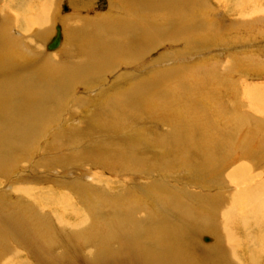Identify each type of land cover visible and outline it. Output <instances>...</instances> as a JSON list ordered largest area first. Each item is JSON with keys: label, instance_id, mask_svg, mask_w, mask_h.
<instances>
[{"label": "bare ground", "instance_id": "1", "mask_svg": "<svg viewBox=\"0 0 264 264\" xmlns=\"http://www.w3.org/2000/svg\"><path fill=\"white\" fill-rule=\"evenodd\" d=\"M72 1L77 3L78 8L87 9L85 5L84 7L80 6V3L84 4V1L80 3L77 0ZM60 2L61 0H9V7L0 12V180L2 179L6 183L12 180L13 174L14 176L17 175L14 179L15 182L12 183L14 180L10 182L18 194L16 199L5 201L1 199L0 195V264H30L31 259L36 264H40L45 260L44 256L46 258H49V255L56 257L57 253L54 254L55 250V252H62V255H60L62 259L69 258V260L73 261L70 257L73 248L79 249L82 241L87 243L83 246L87 248L85 251L89 253L88 261L90 259L91 264H245L242 256H246L248 264H264V178L257 182L255 174L251 172L252 169L242 166L232 173L235 174L234 176L239 182L237 191L227 196L224 195L225 198L218 195L213 196L212 199L207 195L203 197L197 196L195 200L199 202L191 207L190 204L183 203L166 192V198L172 201L170 207L160 206V209L153 210L152 214H140L139 210L133 213V208L128 207L127 209L125 207V204L134 206L133 203L140 199V195L133 192L131 194L130 191L127 194L126 191H122L118 194L123 207V209H118L121 213V218L120 216L111 217L108 215L109 219L104 222L102 219L98 220L97 218L102 216L101 213H104L101 212L104 210L101 206L105 202L98 201V197L92 196L91 193L93 191L107 193L106 187L101 184V180L99 182L93 178L94 175L96 177L97 173L92 168V170H87L85 174V177H92V183H88L86 185L88 187H82L81 190L75 185L71 189L74 194L84 192L88 196V198L85 196V198L81 197L83 203L80 204L85 207V211H83V216H81V223L78 221L80 230L71 231V229L67 231L66 228L68 227L64 228L66 223L62 224L64 221L62 222L61 220L58 221L62 225L60 226L59 224V230L54 229L48 222L46 223V219L44 220L42 217L44 212H41L42 208L40 209L41 201L39 198L41 195H39L38 191L42 184L41 175L36 169L34 160L39 148L40 138L43 137L42 135L47 130V123L54 121L57 110L61 107V104L63 105L71 86L77 82L86 83L94 77L102 75L104 71L112 67L111 65L117 59L121 62H127L129 57L130 60L131 57L135 59L138 53L135 52L140 51L139 48H133L137 47V45H134L139 42L137 41L138 34L145 36L142 39L147 43V40L153 37L152 35H157L149 26L153 27L158 25L160 21L163 22V20H159L160 18L168 17L167 20H173L179 27H189V24L186 25L185 23L189 19L186 16L189 12L186 13L185 8L190 6L192 0H110L111 9L115 13L110 10L111 13L98 14L97 17L92 18L86 16L79 18L80 15L75 16L76 12L72 13V16L63 15L60 11ZM234 3V7L241 9L240 12L245 13L246 10L244 11V9L246 8H250L252 11L251 14L248 13L247 15L249 20L245 22L246 24H240L236 21L231 24L234 26L233 28L236 30L240 29L243 35L246 32L251 34V31L254 34V31L257 30L261 31L260 34H262L260 36L264 35V32L257 28V26H260L259 23L263 24L264 0H235ZM11 6L14 7L16 13H14L15 10ZM168 7L170 9L167 10L166 15L161 13L160 16L158 15L157 11H163ZM192 7L196 8L194 6L190 8ZM190 11L192 12V10ZM202 11L200 14H204L202 18L206 19L205 22L199 21L195 26L191 25L189 28H181V32L177 30L179 32L177 37L190 39V37L194 36L196 40L202 41H213L214 39L215 43V40H220L224 36L223 32L225 33V31H222V26L217 27L215 24H211L215 19L212 18V15H214L213 10L206 9ZM139 12L142 13L139 14ZM200 14L195 15L202 16ZM77 19L79 20L78 22ZM57 21H61L64 24V33L67 37L69 35V38L72 36L73 40L76 39L72 46L60 48L62 50L60 51L61 53H58V56L63 61H57L56 57H54L57 53L53 54V51L57 50L60 45L51 50L48 47L46 48L47 41L52 39V30L55 29ZM17 23L26 29V39L30 42V45L32 44L33 48H24V44L27 42L14 38L16 36L14 28ZM77 23H79L78 27H75ZM147 26L148 29H145ZM16 27L19 26L16 25ZM204 38L206 39L204 40ZM75 44L76 47L74 46ZM44 46L47 49L46 51H44ZM41 47H43V51ZM75 48L78 53L75 52ZM36 49H40L43 54ZM158 82H161V80L159 79L155 83L158 84ZM155 83L150 78L141 83L137 82L129 88L120 89L117 91L119 93L106 103L102 112L103 116L112 121H120V117L131 119L136 117L140 110L151 109L153 105L151 88L152 84ZM251 95L252 101L264 107V89L256 88ZM170 99L168 100L170 101ZM202 104L204 103L199 101V105H195V108L193 107L195 109V111L192 110L194 111L193 114L190 110L188 111L190 117L197 119L196 122L213 123L214 121H207L209 113L206 115L205 104ZM172 109L170 108L169 111ZM195 113L196 115L193 117L192 115ZM233 121L234 128L229 129L225 134L214 132L213 126L215 123H205L202 126L203 129L198 130L197 133L193 132L194 138L192 136L189 138L190 136H188L187 132L191 128L184 125L186 132L175 130L176 134L174 139H171V146L177 145L173 144L174 142H179V144L188 142L189 138L190 142H194L192 140L197 141L193 143V146H189L191 148L197 147L199 149V146L202 147L207 144L208 147H216L214 149L215 154L218 155L217 157H213V151L206 150L210 153L206 157L207 161L204 157L205 155L198 161L196 159L199 157L198 155V157L194 158L196 159L195 163L188 162L190 165L188 169L190 170L191 168V171H194L197 177L205 176L212 172L218 173L226 163L238 158H235L236 153L234 152H238L239 144L247 145L248 141L242 140H245L248 135L256 139L259 144L264 139V129H260L257 126L243 129L239 125L243 122L236 116ZM177 132H179V135ZM210 133L212 137L208 135ZM233 143L237 144L233 145ZM231 145L237 146V148L235 149ZM250 145L249 143L246 147L250 148ZM240 146H242L240 149L245 147L244 145ZM248 148L242 151L245 153ZM117 159L119 160V158ZM168 160L170 162L171 158H167L164 161L167 162ZM29 162L34 163L33 168L29 169L26 166ZM198 165L199 168L196 169ZM159 192L164 195L161 189ZM47 198L52 201L53 197L51 199L50 197ZM63 199L60 204L66 206L65 204L68 200L64 204L62 203L65 201ZM75 201L77 203L79 200ZM67 206L71 207L68 204ZM96 211L101 212H99V216ZM162 211H165L164 214ZM47 215L48 213L45 216ZM217 215L223 216L222 226L219 225L220 227H217L223 229L222 233L220 230L215 231L214 218ZM50 216L47 217L53 220ZM236 220H238V223L240 221L241 228L239 230L241 235L238 234L239 236L235 234L233 227L231 228L233 221L235 223L237 222ZM224 225L229 229H226L227 227L225 228ZM55 226L58 225L56 224ZM202 231H209L218 236L215 238L214 244L203 246L200 243V233ZM71 232H75V234L71 236ZM59 233H61L63 238L60 237ZM74 235L85 239L81 242H79L80 239L75 241ZM71 238L73 239L72 242ZM65 239L66 241H64ZM243 244H245V248L241 254ZM22 252L27 253L30 261H28L29 258L27 256H25L26 258H21L20 254ZM62 259L60 260L62 261ZM66 263L69 264L70 261Z\"/></svg>", "mask_w": 264, "mask_h": 264}, {"label": "rangeland", "instance_id": "2", "mask_svg": "<svg viewBox=\"0 0 264 264\" xmlns=\"http://www.w3.org/2000/svg\"><path fill=\"white\" fill-rule=\"evenodd\" d=\"M8 1L9 0H0V12L9 7ZM77 1H79L78 3L84 1V4L80 3V6L82 5L84 7L85 5L87 9L78 8L77 3H74L72 0H61L60 11L62 14L72 16L71 14L76 12L75 16L80 15L79 18L85 16L92 18L97 17L98 14L111 13L110 10H112L110 0ZM234 1L235 0H192L190 6L185 8V12H189V15H186L189 19L185 22L186 25L189 24V27L191 25H197L199 21L205 22L206 19L202 18L204 14H200L203 12L202 10H213L214 15H212V18L215 19L211 24H215L217 27L222 26V31H225V33L223 32L224 36L220 40H215V43L214 39L213 41H202L196 40L194 36L190 37V39L179 38L177 34L181 32V28L187 26L179 27L173 20H167L168 17L164 19L160 18L159 20H163V22L160 21L158 25H154L153 27L149 26V28L151 27L153 32L157 34L152 35L154 38L152 37L147 40L148 42L146 43V41L142 39L145 36L138 34L139 37L138 40H136L139 41V46L136 43L134 46L137 45V47L133 48H139L140 51L135 52H138L135 59L131 57V61L129 57L127 58V62H121L117 59L111 65V69L109 68V70L104 71L102 75L94 77L95 79L93 78L86 83L77 82L71 86L63 105L61 104V107L57 110L53 119L54 121H50L49 124L47 123V130L42 135L43 137L40 138L41 140L36 155L37 158L35 157L34 160L36 169H38L41 175L40 179L42 184L38 191L39 195H41L39 198L41 201L40 209L42 208L41 212H44L42 217L44 220L46 219V223L48 222L54 229H58L60 224L58 221L61 220L62 222L64 221L62 224L66 223L64 228L68 227L66 228L67 231L71 229V231H78L81 223L80 220H82L81 216H83V211H85V207L80 204L83 203L81 197L88 198V196L84 192L81 194L78 193L79 195L74 194L71 189L74 185L78 186L79 190H81L82 187H88L86 185L92 183V177H85V174L87 170H92V168L94 172L97 173L96 177L94 175L93 178L95 180L97 179L99 182L102 181L101 184L106 187L107 193H100V191L95 192L93 190L91 193L92 196L98 197V201H104V204H106L101 206L104 208L101 212L104 213L99 211L102 216L104 215L103 217L106 220L102 216H99L100 213L96 211L97 214L99 213L97 219H102L103 222L107 221L109 216H120L121 213L119 210L121 208L123 209V207L121 198L118 194L122 191H126L127 194H129L128 191H130L131 194L133 192L140 195V199L133 203L134 206L131 204L124 205L127 209L128 207L131 209L133 208V213L139 210L140 214H152L153 210L160 209V206H167L166 208H168L172 204V201L166 198V192L178 198L183 203L190 204L191 207L199 202L195 200L197 196L203 197L207 195L212 199L213 196L218 195L225 198L228 194L237 191L239 182L236 180L235 174L232 173L241 166L248 169L251 168V172L255 174L256 177H254L257 182L261 178H264V139L262 143L259 144L256 142V139L251 138L249 135L242 141H248L247 145L250 143L251 147L249 146L250 148H248L245 144H239L237 149L238 152H234L236 153L235 158H238L232 159L226 163L222 170L220 169L221 172L218 171V173L220 172L219 174L212 172L209 173L210 175L197 177L194 171H191V168L190 170L188 169L190 166L188 162L195 163L196 159L199 161L204 155L206 158L210 154L207 151H213V157L218 156L215 154L216 147H208V144L202 147L199 146V149L197 147H189L197 142L196 140L190 142L189 138H191V136L193 137V132L197 133L198 130L203 129L202 126L205 125V123H215L213 126L214 132H222V134H225L226 131L234 128L233 119L236 116L243 122L239 124L243 129H247L251 126L264 129V107L259 106L258 103L256 104L251 99V93H254L256 88L264 89V35L260 36L262 33L260 34L261 31L259 30L254 31V34L252 33L253 31L250 32L251 34H248V32L244 30L246 33L243 35L240 29L236 30L233 28L234 26L231 24L236 21L240 24L248 22L247 20L249 19L247 15L248 13L251 14L252 11L250 8H246L244 9V11L246 10L245 13L240 12L241 9H239V7H234ZM168 6L170 5L168 4ZM191 6L196 8H190ZM11 8L14 9L12 6ZM169 9L168 7L163 11H157L159 13L158 15H166ZM190 10H192V12ZM14 13H16V10ZM113 13H115V11H113ZM141 13L142 12H139V14ZM195 14H200L202 16ZM78 19L77 22L81 20ZM262 21L263 24L259 23L260 26H257V28L264 32V19H262ZM19 23L16 25L20 28L15 25L14 32L16 31V36L14 38L22 39L25 43L27 42V45L24 44V48H33L32 44L30 45V42L26 39V29H24L22 25L20 26ZM56 24L61 27L62 45L60 44V47L57 50L55 49L53 54L55 52L57 53L54 56L57 61H63V59L58 56V53H61L60 51L62 50L60 48L72 46L76 39L73 40L72 36L69 38V35L67 37L64 33V24L61 21H57ZM78 24L79 23H77L75 27H78ZM57 25L54 27L55 29L52 30V38L56 35ZM145 29H148V26ZM155 30L157 31L155 32ZM177 30L179 32H177ZM172 33L174 36H172ZM205 39L206 38H204V40ZM51 40L47 41L46 48ZM74 46L76 47V44ZM46 48L44 46V51L47 50ZM41 49L43 51V47H41ZM36 50L41 53L40 49ZM75 52H77L76 48ZM150 78L154 80V83L159 79L161 80L158 84H152L153 105L151 109L145 108L140 110L138 115L131 119L128 117H120V121H112L103 116L102 112L106 103L110 98H114L116 94L119 93L117 91L129 88L137 82L141 83ZM169 98L172 100L170 99L169 101ZM199 101L205 104L202 105H204L206 115L209 113L207 121H214L213 123L196 122L197 119L190 117L188 111L190 110L193 114L195 111L194 106L199 105ZM170 108L173 109L169 111ZM143 113L146 114L143 115ZM195 115L196 113L192 116L195 117ZM184 125L191 128V130L187 132L188 136H190L188 142L181 144H179V142H174L173 144L177 145H172V147L171 139H174V135L176 134L175 130L185 131ZM177 134L179 135V132H177ZM208 135L211 136L212 134L210 133ZM236 144L237 143H233V145ZM233 145L231 146L236 149L237 146ZM240 145H244L245 147L240 149V147H242ZM245 148H248V150L244 153L242 150ZM237 153L240 154L241 158ZM117 158H119V160ZM167 158H171L170 162L169 160L167 162L164 161L167 160ZM33 164V162H29L26 166L30 169L33 168ZM198 168L199 165L198 167L196 166V169ZM34 173L36 172L34 171ZM15 176L13 174L11 177L12 180L6 183L2 179L0 180V195L1 199L4 201L16 199V196H18L16 190L11 186V182L16 178ZM14 182L15 180L12 183ZM160 189L164 192V195L159 192ZM88 195L90 196V194ZM47 197H50V199L53 197L54 199L52 198V201H50ZM62 199L65 200L62 202L64 204L68 200L65 204L66 206L60 204ZM69 200H71L70 203ZM75 200L79 201L76 203ZM67 204L71 205V207L67 206ZM162 212L164 214L165 211ZM47 213L48 217L53 213V216H50L53 220L45 216ZM222 217V215H217V217L214 218V225H216L215 231L220 230L221 233L223 229L217 227L222 226ZM78 221H80V223ZM236 221L235 223L233 221L234 224L232 223L233 226H231V228L233 227L235 234L239 236L238 234L241 233L239 230L241 228L240 221L239 223L238 220ZM56 224L58 226H55ZM60 226L62 225L60 224ZM226 229L229 228L227 227ZM201 233L200 243H202L203 246L214 244L215 238L218 237L209 231H202ZM59 234L60 237H62L61 233ZM73 234H75V232H71V236H73ZM76 239H80L79 242H81L85 238H79L74 235V240L78 241ZM72 240L71 238V242ZM64 241H66V239ZM68 241L70 242V240ZM83 242L84 241L80 243L79 249L73 248L70 256L73 261L69 260V258L65 260L62 259L60 256L62 252H55V250L54 254L57 253L56 257L49 255V258H46V256H44L45 260L41 263L67 264L66 262L70 261L69 264H91L90 259L88 261L89 253L85 251L87 248L83 246L87 243ZM244 248L245 244L242 245L241 254ZM20 256L21 258H26L25 256L29 258L26 252H22ZM242 258L245 264H248L246 256H242ZM60 259H62V261ZM28 261H30V258ZM30 264H36V262L31 259Z\"/></svg>", "mask_w": 264, "mask_h": 264}, {"label": "water", "instance_id": "3", "mask_svg": "<svg viewBox=\"0 0 264 264\" xmlns=\"http://www.w3.org/2000/svg\"><path fill=\"white\" fill-rule=\"evenodd\" d=\"M56 29H57L56 35L52 38V40L48 44V49H50V50L59 47V45L61 43V39H62L61 27L57 26Z\"/></svg>", "mask_w": 264, "mask_h": 264}]
</instances>
